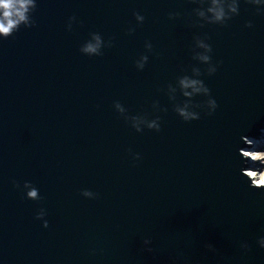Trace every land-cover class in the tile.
<instances>
[{"label": "water", "instance_id": "1", "mask_svg": "<svg viewBox=\"0 0 264 264\" xmlns=\"http://www.w3.org/2000/svg\"><path fill=\"white\" fill-rule=\"evenodd\" d=\"M232 3L34 0L0 35V264H264V2Z\"/></svg>", "mask_w": 264, "mask_h": 264}, {"label": "clouds", "instance_id": "2", "mask_svg": "<svg viewBox=\"0 0 264 264\" xmlns=\"http://www.w3.org/2000/svg\"><path fill=\"white\" fill-rule=\"evenodd\" d=\"M33 2L34 0H0V35L7 36L11 34V32L16 27H18L20 23L27 22L28 18L26 13L28 12L29 8L33 5ZM256 2L262 3L264 2V0H256ZM229 8L232 12L237 11L235 0H233V3L229 5ZM209 11L214 14V18L217 21L222 20L226 15L224 7L221 4V0H213V7H211ZM138 19H142V17L138 16ZM98 45H99V38L97 37V44L96 45L89 44L85 48V51L96 52ZM202 59L207 60L208 57L203 56ZM181 83L185 87L191 86L196 91L200 90V88L197 87V85L200 84L199 81L185 79L181 81ZM204 91L207 92V89L205 88ZM209 103L214 110L216 107L215 100H211ZM181 111L186 119L189 118V116L195 117V114H188V113H184L183 110ZM84 194L91 195V193L89 192H85ZM36 195L37 193L35 189H32L28 192L29 197L35 198ZM257 243L259 247L264 248V236L259 237ZM241 247L247 249L248 244L246 242L242 243Z\"/></svg>", "mask_w": 264, "mask_h": 264}, {"label": "bare ground", "instance_id": "3", "mask_svg": "<svg viewBox=\"0 0 264 264\" xmlns=\"http://www.w3.org/2000/svg\"><path fill=\"white\" fill-rule=\"evenodd\" d=\"M264 135H262L261 138L255 139V140H249L247 143L250 144V146H246V148L243 150V156L247 157L248 153L250 154V150L253 147H263L261 145L264 142ZM258 155V154H256ZM255 156H253L254 158ZM260 158V157H256ZM250 165L245 169V173L249 175V177H252V182L254 185L261 186L264 184V180H262V177H264V163H261V161H255L254 163L248 162ZM264 179V178H263Z\"/></svg>", "mask_w": 264, "mask_h": 264}, {"label": "rangeland", "instance_id": "4", "mask_svg": "<svg viewBox=\"0 0 264 264\" xmlns=\"http://www.w3.org/2000/svg\"><path fill=\"white\" fill-rule=\"evenodd\" d=\"M261 145H263V147H253L249 152L252 156L260 157L259 160L261 161V163H264V158L262 159V156H264V142ZM245 163H248V162H245ZM263 178L264 177H262V180H264Z\"/></svg>", "mask_w": 264, "mask_h": 264}]
</instances>
